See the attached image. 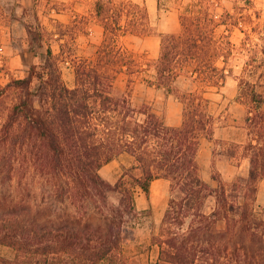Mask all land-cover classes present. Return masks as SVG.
<instances>
[{
	"label": "trees",
	"instance_id": "16d2710c",
	"mask_svg": "<svg viewBox=\"0 0 264 264\" xmlns=\"http://www.w3.org/2000/svg\"><path fill=\"white\" fill-rule=\"evenodd\" d=\"M194 5L181 12L178 31L160 33L150 64L118 45L114 30L144 34L147 9L136 21L130 9L97 0L100 43L88 54L62 43L73 87L43 28L26 26L27 48L38 60L0 86V247L14 252L0 253V264H130L124 240L141 213L135 193H148L157 178L168 181V190L151 237L158 247L154 264H264V217L247 200L264 178V82L242 78L239 84L250 163L248 176L238 180L246 197L240 202L223 184L210 186L198 162L202 137L213 135L205 94L224 84L234 47L229 38L217 39L215 12L202 0ZM150 68L151 82L182 103L180 124L169 125L148 106L137 108L127 95L113 93L119 73L132 77ZM123 152L134 164L111 183L100 169ZM28 169L42 176V200L23 186Z\"/></svg>",
	"mask_w": 264,
	"mask_h": 264
},
{
	"label": "rangeland",
	"instance_id": "374dc122",
	"mask_svg": "<svg viewBox=\"0 0 264 264\" xmlns=\"http://www.w3.org/2000/svg\"><path fill=\"white\" fill-rule=\"evenodd\" d=\"M96 1L0 0V63L3 65L0 70V86L5 85L11 77L24 76L29 65L38 60L27 48L26 26L30 25L34 29H40L39 26L43 28L45 43L52 47L59 58L65 83L73 87L74 70L71 63L61 57L62 43L66 44L65 49L80 54L90 53L94 49L93 44L100 43L104 29L96 16ZM112 1L114 8L125 7V11L130 9L136 21L142 7L147 9L149 28L145 29L144 34H140L135 28L128 29L132 32L126 31L124 26H118L114 30L118 36V45L143 54L144 61L152 64L159 53L160 33L178 31L181 12L194 8L198 0ZM202 2L220 19L216 28L217 39L225 42L229 38L234 48L227 59L226 72L229 69L231 71L224 84L205 94L210 100V109L214 116L213 135L202 137L198 162L201 174L210 186L214 188L221 183L231 198L242 202L246 197L238 187V180L248 176L250 163L244 149L248 135L242 124L243 106L237 100V94L242 78L264 82V0ZM120 24H125V16ZM151 81L152 68L132 77L121 72L115 79L113 93L116 96L127 95L137 108L148 106L169 125L180 124L182 103L165 89L157 88ZM133 163L134 158L124 152L103 165L100 173L113 183ZM25 177L23 186H30V190L26 191L33 198L42 200L43 192L39 188L38 178L42 176L28 169ZM259 187L264 188V178L258 181L256 195L248 197L247 200L255 212L264 217V202L257 199ZM167 190L168 181L163 179L154 180L148 193L137 189L135 200L141 213L128 228L124 240V251L130 264H154L150 259L158 247L151 242V237L158 232L166 207ZM114 197L113 194V199ZM0 253L10 257L14 254L7 246H1Z\"/></svg>",
	"mask_w": 264,
	"mask_h": 264
},
{
	"label": "crops",
	"instance_id": "0c3cea01",
	"mask_svg": "<svg viewBox=\"0 0 264 264\" xmlns=\"http://www.w3.org/2000/svg\"><path fill=\"white\" fill-rule=\"evenodd\" d=\"M124 153V152H123ZM127 153V152H126ZM128 155H130L129 153H127ZM130 156H132V155H130ZM132 158H133V156H132ZM134 164V163H133ZM132 164V165H133ZM131 165V166H132ZM159 179H163V180H165L166 182H167V180L166 179H164V178H157V179H154V180H159ZM153 180V181H154ZM152 181V182H153ZM151 182V183H152ZM263 190V191H262ZM257 199H258V201H261L262 202V200H263V202H264V188L262 189V187H261V189H260V187H259V190H258V194H257ZM7 257H10V256H7ZM157 258H158V249L156 250V252H155V255H152L151 256V259L150 260H153L154 261V263L156 262V260H157Z\"/></svg>",
	"mask_w": 264,
	"mask_h": 264
}]
</instances>
